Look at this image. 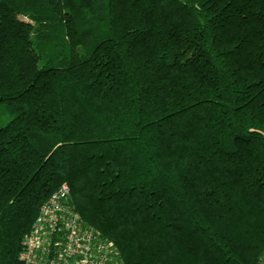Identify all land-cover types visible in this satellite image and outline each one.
<instances>
[{
	"label": "trees",
	"instance_id": "obj_1",
	"mask_svg": "<svg viewBox=\"0 0 264 264\" xmlns=\"http://www.w3.org/2000/svg\"><path fill=\"white\" fill-rule=\"evenodd\" d=\"M63 183L125 264H260L264 0H0V264Z\"/></svg>",
	"mask_w": 264,
	"mask_h": 264
},
{
	"label": "built area",
	"instance_id": "obj_2",
	"mask_svg": "<svg viewBox=\"0 0 264 264\" xmlns=\"http://www.w3.org/2000/svg\"><path fill=\"white\" fill-rule=\"evenodd\" d=\"M19 264H125L118 247L76 211L63 183L43 203L23 237ZM264 264V256L260 262Z\"/></svg>",
	"mask_w": 264,
	"mask_h": 264
}]
</instances>
